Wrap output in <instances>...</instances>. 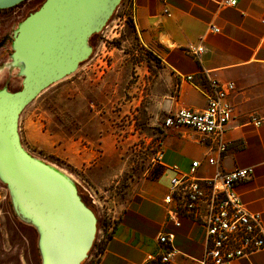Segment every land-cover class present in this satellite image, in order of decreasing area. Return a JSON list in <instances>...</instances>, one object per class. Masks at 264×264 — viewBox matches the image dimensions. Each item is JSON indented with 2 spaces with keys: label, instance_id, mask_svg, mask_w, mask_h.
<instances>
[{
  "label": "rangeland",
  "instance_id": "374dc122",
  "mask_svg": "<svg viewBox=\"0 0 264 264\" xmlns=\"http://www.w3.org/2000/svg\"><path fill=\"white\" fill-rule=\"evenodd\" d=\"M115 10L89 37V57L40 91L17 121L24 149L69 175L97 222L107 224L116 221L140 181L153 177L151 156L165 135L162 92L168 90L160 59L139 41L129 16ZM20 17L16 8L0 10V35L8 39L0 42V89L20 87L22 77L10 63ZM10 208L0 180V264H41L36 227L13 217ZM92 252L93 247L80 264H90Z\"/></svg>",
  "mask_w": 264,
  "mask_h": 264
},
{
  "label": "crops",
  "instance_id": "0c3cea01",
  "mask_svg": "<svg viewBox=\"0 0 264 264\" xmlns=\"http://www.w3.org/2000/svg\"><path fill=\"white\" fill-rule=\"evenodd\" d=\"M123 1L133 9V28L139 41L160 59L168 88L162 92L161 118L181 106L206 107V96L185 79L187 75L196 81L204 75L235 83V90L226 97L232 116L219 167L252 168L251 177L235 189L245 207L260 213L264 221V0H235L234 5H222L223 0ZM198 46L202 51L194 55L189 48ZM196 136L184 127L168 129L162 140L163 164L188 171L193 160H202L206 145L196 141ZM215 170L202 160L197 175L211 176ZM173 174L159 167L151 179L140 181L117 217L110 238L96 247L90 264H142L155 249L156 235L162 230L175 232L177 250L193 258L201 256L200 229L186 219H181L179 227L162 225L165 210L161 199ZM172 264L193 262L177 256ZM232 264H264V249Z\"/></svg>",
  "mask_w": 264,
  "mask_h": 264
},
{
  "label": "water",
  "instance_id": "95a60500",
  "mask_svg": "<svg viewBox=\"0 0 264 264\" xmlns=\"http://www.w3.org/2000/svg\"><path fill=\"white\" fill-rule=\"evenodd\" d=\"M23 0H0V9ZM121 0H44L13 33L11 65L21 87L0 89V180L16 213L36 227L41 264H80L92 246L97 216L71 177L28 153L17 121L44 88L73 73L91 53L88 39Z\"/></svg>",
  "mask_w": 264,
  "mask_h": 264
},
{
  "label": "built area",
  "instance_id": "2783aa9c",
  "mask_svg": "<svg viewBox=\"0 0 264 264\" xmlns=\"http://www.w3.org/2000/svg\"><path fill=\"white\" fill-rule=\"evenodd\" d=\"M24 0L12 9L22 11L31 3ZM164 1V0H161ZM222 5H234L235 0L220 1ZM127 14L133 23L134 12L126 1H121L115 12ZM165 12H168L164 9ZM218 31L216 27H211ZM194 55L202 47L189 48ZM198 88L207 99L203 109L178 107L166 112L161 118L162 134L168 129L184 127L196 132V141L206 145L203 161L216 167L211 176L200 177L197 169L202 160H193L188 171H181L176 165L163 164V143L158 142L157 149L151 156L156 169L163 167L174 174L170 177L167 190L161 199L165 210L162 225L168 223L179 227L181 219H186L203 233V251L200 257H190L174 245L175 232L162 230L156 235V247L148 253L142 264H172L175 257L189 259L193 264H232L264 249V221L258 212L249 211L240 199L235 186L240 181L251 177V167L224 170L219 167V160L226 151L225 133L227 123L232 116V106L226 97L235 90L233 81L220 82L202 76L195 80L193 75L185 76ZM260 122L256 121V124ZM117 220V218H116ZM115 222L98 221L93 252L88 256L91 262L97 246L105 243L113 231Z\"/></svg>",
  "mask_w": 264,
  "mask_h": 264
},
{
  "label": "flooded vegetation",
  "instance_id": "af4514ba",
  "mask_svg": "<svg viewBox=\"0 0 264 264\" xmlns=\"http://www.w3.org/2000/svg\"><path fill=\"white\" fill-rule=\"evenodd\" d=\"M24 1V0H23ZM41 3V0H35L34 2H32L31 4H29V6H27L23 11H22V13H21V17H20V19L22 18V17H25L26 16V14H28V13H30V12H32V11H34L35 9H37L38 7H39V4ZM17 5V4H16ZM16 5H14V6H16ZM31 5V6H30ZM13 6V7H14ZM13 7H9V8H6V9H10V8H13ZM0 10H5V9H0ZM24 13V14H23ZM24 15V16H23ZM0 25H1V23H0ZM16 29V28H15ZM13 33H14V31H13ZM12 39H13V35H12V38H11V40H10V45H11V48H12ZM2 40H4V41H6V40H8L7 39V37H6V33H4V34H2V35H0V42H2ZM2 45V44H1ZM10 55H11V53H10ZM17 73H18V71H17ZM22 79V78H21ZM20 87H21V83H20ZM19 87V88H20ZM3 88V87H2ZM7 90H8V88L7 87H5ZM10 91V90H9ZM19 119V118H18ZM13 208V209H12ZM12 208H10L11 209V212H12V215H13V217H16L19 221H20V219H22L17 213H16V211H15V209H14V207H13V205H12ZM19 224H20V222H19Z\"/></svg>",
  "mask_w": 264,
  "mask_h": 264
},
{
  "label": "trees",
  "instance_id": "16d2710c",
  "mask_svg": "<svg viewBox=\"0 0 264 264\" xmlns=\"http://www.w3.org/2000/svg\"><path fill=\"white\" fill-rule=\"evenodd\" d=\"M41 4V3H40ZM40 6V5H39ZM130 21H131V19H130ZM131 23H132V21H131ZM133 24V23H132ZM96 33H93V34H91V36L90 37H92L93 35H95ZM90 208H91V206H89ZM92 209V208H91ZM93 210V209H92ZM94 211V210H93ZM95 213V212H94ZM93 245H94V243H92V246H91V248L93 247ZM90 248V249H91Z\"/></svg>",
  "mask_w": 264,
  "mask_h": 264
},
{
  "label": "bare ground",
  "instance_id": "6f19581e",
  "mask_svg": "<svg viewBox=\"0 0 264 264\" xmlns=\"http://www.w3.org/2000/svg\"><path fill=\"white\" fill-rule=\"evenodd\" d=\"M44 1V0H43ZM67 77V76H66ZM64 172V171H63ZM65 173V172H64Z\"/></svg>",
  "mask_w": 264,
  "mask_h": 264
}]
</instances>
